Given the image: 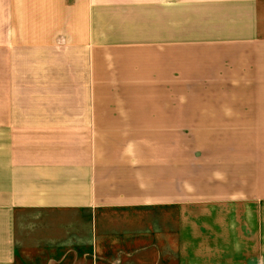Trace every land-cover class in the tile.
<instances>
[{
    "label": "crops",
    "instance_id": "0c3cea01",
    "mask_svg": "<svg viewBox=\"0 0 264 264\" xmlns=\"http://www.w3.org/2000/svg\"><path fill=\"white\" fill-rule=\"evenodd\" d=\"M0 264H264V0H0Z\"/></svg>",
    "mask_w": 264,
    "mask_h": 264
},
{
    "label": "rangeland",
    "instance_id": "374dc122",
    "mask_svg": "<svg viewBox=\"0 0 264 264\" xmlns=\"http://www.w3.org/2000/svg\"><path fill=\"white\" fill-rule=\"evenodd\" d=\"M144 217V215H140V216H135V218H137V219H131L133 222H138V221H142L141 223H145L146 222V220L145 219H142ZM42 217H38V216H36L35 214H25L24 215V217L22 218V220H21V228H18V229H20V231L22 232V231H24L23 233H25L26 235H28V233H29V231H31V229H32V227L34 226V225H36L37 224V222H38V220L39 219H41ZM141 219V220H140ZM141 226H143V225H141ZM131 227H135V224L133 225H131ZM143 228V227H142ZM134 230H135V228H134ZM139 230L141 231V229L139 228ZM139 230H137V231H139ZM132 231V230H131ZM136 231V230H135Z\"/></svg>",
    "mask_w": 264,
    "mask_h": 264
}]
</instances>
